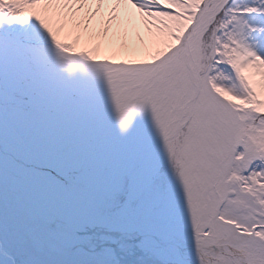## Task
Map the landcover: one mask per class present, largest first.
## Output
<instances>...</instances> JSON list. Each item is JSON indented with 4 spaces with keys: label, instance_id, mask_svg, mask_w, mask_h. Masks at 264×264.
Returning a JSON list of instances; mask_svg holds the SVG:
<instances>
[{
    "label": "snow or ice",
    "instance_id": "obj_1",
    "mask_svg": "<svg viewBox=\"0 0 264 264\" xmlns=\"http://www.w3.org/2000/svg\"><path fill=\"white\" fill-rule=\"evenodd\" d=\"M0 256L264 264V0H0Z\"/></svg>",
    "mask_w": 264,
    "mask_h": 264
},
{
    "label": "rangeland",
    "instance_id": "obj_2",
    "mask_svg": "<svg viewBox=\"0 0 264 264\" xmlns=\"http://www.w3.org/2000/svg\"><path fill=\"white\" fill-rule=\"evenodd\" d=\"M138 124H139V122H138ZM136 134H137V130L134 129V133H133L134 137ZM0 264H10V261L7 259L6 256H0Z\"/></svg>",
    "mask_w": 264,
    "mask_h": 264
}]
</instances>
